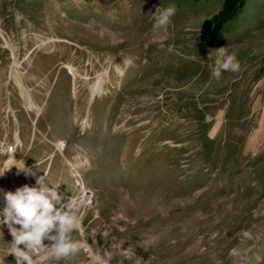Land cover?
<instances>
[{
	"label": "rangeland",
	"instance_id": "1",
	"mask_svg": "<svg viewBox=\"0 0 264 264\" xmlns=\"http://www.w3.org/2000/svg\"><path fill=\"white\" fill-rule=\"evenodd\" d=\"M221 47L239 70L216 79ZM13 142L82 201V250L42 264H96L111 246V264L121 249L123 264H264V0H0V168ZM25 184L0 176V209Z\"/></svg>",
	"mask_w": 264,
	"mask_h": 264
},
{
	"label": "clouds",
	"instance_id": "2",
	"mask_svg": "<svg viewBox=\"0 0 264 264\" xmlns=\"http://www.w3.org/2000/svg\"><path fill=\"white\" fill-rule=\"evenodd\" d=\"M176 10L175 4H169L162 10L159 6L156 7L153 13L154 29L166 28ZM216 51L218 54L211 72L214 78L220 79L224 72L239 70L235 53L230 54L226 47ZM9 157L13 163L6 168H0V176L15 167L17 175L23 173L33 176L36 184H25L15 191L3 192L5 206L0 209V228L6 225L13 239L11 243H7L9 247L4 254L0 255V264H5L4 257L9 254L15 257L16 264H42L43 260L70 261L83 247L76 239L83 223L82 201L73 195L65 200L58 192L60 184L53 183L44 172V175L37 176L33 168L26 167L25 161L17 160L14 154H9ZM33 167L40 171V162L36 160ZM96 233L97 231L93 233V240ZM0 237L3 238L2 231ZM45 240L50 243L45 245ZM36 254H42L41 259L35 258ZM114 254L113 246L111 250L100 248L94 260L96 264H111ZM120 255L123 259L118 260L117 264H123L124 259L130 260L134 253L121 249Z\"/></svg>",
	"mask_w": 264,
	"mask_h": 264
},
{
	"label": "bare ground",
	"instance_id": "3",
	"mask_svg": "<svg viewBox=\"0 0 264 264\" xmlns=\"http://www.w3.org/2000/svg\"><path fill=\"white\" fill-rule=\"evenodd\" d=\"M50 42H57V41H50ZM59 43V42H58ZM48 43H46V44H44V45H47ZM14 56V55H13ZM118 70V69H117ZM72 72H73V70H72ZM74 73V75H75V72H73ZM119 75L120 74H122V71L121 70H118V72H117ZM111 80V76H110V72H107L106 71V73L105 74H103L102 75V77L100 78V80L98 81V83L93 87V89H92V101L94 100V98L95 97H97V96H101V95H103V94H105V92H106V83H107V81H110ZM75 90V89H74ZM32 97L30 96V97H28V100H29V102L31 101L30 99H31ZM30 106V110H36L38 113H40V112H42V109H41V107H39L38 108V106H36V105H33L32 103L29 105ZM84 127H90V123L88 122V121H85L84 122ZM18 135H16V137H17ZM19 137V136H18ZM59 147V149L60 150H63V148H64V144H61V145H59L58 146ZM13 163V161H12V159L9 157V160H8V162H7V166H9V165H11ZM76 177H81L79 174H77V176ZM81 188L83 189V197L85 198L84 199V202L86 201V199H89L88 198V192L85 190V187H84V185H82L81 184ZM4 192H6V190H4ZM87 197V198H86ZM91 252V251H90ZM94 253H92L91 252V255H93ZM93 257H95L94 255H93ZM94 262H95V260H93ZM96 263V262H95Z\"/></svg>",
	"mask_w": 264,
	"mask_h": 264
},
{
	"label": "built area",
	"instance_id": "4",
	"mask_svg": "<svg viewBox=\"0 0 264 264\" xmlns=\"http://www.w3.org/2000/svg\"><path fill=\"white\" fill-rule=\"evenodd\" d=\"M19 148V144L17 142H13L11 145H6L5 147V152L9 155V154H16L17 150ZM80 177H78V186L81 187V184L83 185V183H80ZM89 197V195H88Z\"/></svg>",
	"mask_w": 264,
	"mask_h": 264
},
{
	"label": "water",
	"instance_id": "5",
	"mask_svg": "<svg viewBox=\"0 0 264 264\" xmlns=\"http://www.w3.org/2000/svg\"><path fill=\"white\" fill-rule=\"evenodd\" d=\"M44 243H45V245H48L50 242L45 240Z\"/></svg>",
	"mask_w": 264,
	"mask_h": 264
},
{
	"label": "trees",
	"instance_id": "6",
	"mask_svg": "<svg viewBox=\"0 0 264 264\" xmlns=\"http://www.w3.org/2000/svg\"><path fill=\"white\" fill-rule=\"evenodd\" d=\"M231 1H235V0H231ZM207 25H210V23H208ZM207 25H206V26H207ZM206 26H205V27H206ZM207 27H209V26H207Z\"/></svg>",
	"mask_w": 264,
	"mask_h": 264
},
{
	"label": "crops",
	"instance_id": "7",
	"mask_svg": "<svg viewBox=\"0 0 264 264\" xmlns=\"http://www.w3.org/2000/svg\"><path fill=\"white\" fill-rule=\"evenodd\" d=\"M32 101H33V99H32ZM33 104L36 105L34 102H33ZM36 106H37V105H36Z\"/></svg>",
	"mask_w": 264,
	"mask_h": 264
}]
</instances>
